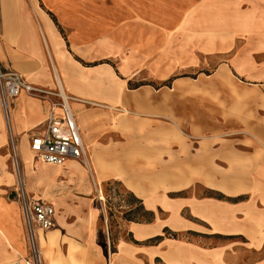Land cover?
Returning a JSON list of instances; mask_svg holds the SVG:
<instances>
[{
  "label": "rangeland",
  "instance_id": "rangeland-1",
  "mask_svg": "<svg viewBox=\"0 0 264 264\" xmlns=\"http://www.w3.org/2000/svg\"><path fill=\"white\" fill-rule=\"evenodd\" d=\"M20 5L29 14V24L20 20L28 39L23 45L32 56L40 53L38 64H48L53 72L49 48L38 38L41 16L59 39L60 51L81 70L98 71L102 77L86 95L64 88L66 96L75 99L72 104H78L72 108L86 147V158L72 161V168L67 163L33 164L28 147L20 150L19 138L10 135L9 190L21 181L26 191L49 200L57 211L55 228L37 229L41 238L55 236L45 249L40 246L41 264H109L115 258L117 264H161L146 247L156 244L153 234L161 232L159 227H172V219H178V206L170 200L210 196L205 186L228 193L251 188V176L242 173L238 179L230 157L221 152H214L212 159L221 166L229 163L228 170L222 174L213 165L218 178L206 177V144L224 150L226 143L238 144L243 132L223 130L218 122L238 119V104L244 99L236 93V78L226 71L230 114L220 94L209 95L206 102V75L243 44L264 43V0H21ZM48 90L61 93L59 88ZM206 103L213 112L224 110L208 118L216 125L212 128L205 127ZM86 162L91 164L89 172ZM72 172L82 173V184ZM124 178L146 188V194L132 189ZM9 192L2 193V202L7 209L15 206L24 244L11 245L0 228V240L6 242L0 248V264H22L18 257L28 252L26 230ZM154 204L152 212L145 209ZM179 215L191 217L187 208ZM84 220L97 236L100 262L69 231ZM128 221L153 222L156 229L137 240L126 228ZM164 233L170 239L179 236ZM123 244L129 245L128 258L113 255Z\"/></svg>",
  "mask_w": 264,
  "mask_h": 264
},
{
  "label": "crops",
  "instance_id": "crops-1",
  "mask_svg": "<svg viewBox=\"0 0 264 264\" xmlns=\"http://www.w3.org/2000/svg\"><path fill=\"white\" fill-rule=\"evenodd\" d=\"M14 3L17 6L16 11H14ZM20 4L21 0H0V35L3 37L0 38L1 66L6 70L22 74L26 77L27 82L45 89H58L55 79L56 72L65 89L72 90L76 95L77 91L86 95L90 88L98 87L102 79L98 71L85 72L79 68L77 62L70 60L62 53L59 49V39L50 32L49 25L41 16H39L41 24L38 26L41 36L38 38L41 37L49 48L53 72L48 64L36 62L41 58L40 53L34 54L35 57H33L23 45V42L28 39L27 34L22 35L21 33L20 20L29 24V14L22 10ZM18 15L19 17H16ZM46 27L49 28V34L46 32ZM36 38L33 35V40L36 41ZM226 71L236 78V93L244 99L238 104L240 109L238 119L224 118L218 122V125L226 131L233 130L243 133L237 138V145L226 143L225 150L214 149L210 144H206L208 148L206 150L205 174L206 177L218 178L217 175H213V165L220 167L223 174L225 170H228L230 163L231 172H236L238 179L243 176L242 173H244V178L251 176V188L228 193L211 186H205V189L210 192V196L204 198L182 196L170 200L173 206H178V219H172V227L166 224L159 227L161 232L153 234L158 237L156 244L146 247L149 256L152 259L157 258L161 264H264V43L243 44L229 58L218 64L212 73L206 75V84H208L206 102L209 95L214 97L215 94H220L219 96L226 104L230 114L232 96L224 83L228 80ZM124 81L127 83L129 79ZM72 103L71 101L70 108L75 115L72 105L75 108L78 104ZM213 111L214 108H209L206 103V128L216 126L212 121L209 123V119L211 120L214 115L224 113V110ZM47 112L48 103L45 100H35L31 96L21 94V96L9 100V126H7L0 104V228L8 237L11 245L14 244L16 248H22V244H24L22 227L20 221L17 222L15 206L5 208L2 202L4 199L1 197L8 191H10L8 195L12 196L14 188L11 186L12 188L9 190L12 178L11 173L7 171V147L10 135L19 138L20 150L21 146L28 147L29 138L42 131ZM76 121L78 124L77 117ZM79 129L83 141L80 126ZM214 152H221L230 157L229 163L223 166L219 165L218 161L212 159ZM197 155L198 152L195 153V157ZM72 161L74 160L65 162L67 167H73ZM238 183L240 182L238 181ZM128 184L132 189L137 187L136 190L141 195L147 192V189L139 183L136 187L129 182ZM29 193L31 194V192ZM34 197L52 204L47 199ZM155 206L156 204L146 206L145 209L152 212ZM183 208L188 209L190 218L179 215ZM6 209L7 214L4 213ZM56 217L55 209V222L52 228L56 226ZM88 225L87 221H80L72 225L69 231L79 244L88 246V251H92L96 260L100 262L101 252L97 249V236L91 231V225L90 227ZM126 228L137 240L144 239L152 233L153 229H156L153 222L137 223L132 221L126 223ZM165 231L179 233V236L172 239L167 238ZM36 236L39 240V247L40 239L45 240V246L55 242L53 235L41 238L37 229ZM0 243V248L3 249L6 242L0 240ZM119 247H121L122 253L117 251L113 255L128 258L129 245L123 244ZM117 262L116 258L114 261L109 259V264H117Z\"/></svg>",
  "mask_w": 264,
  "mask_h": 264
},
{
  "label": "built area",
  "instance_id": "built-area-1",
  "mask_svg": "<svg viewBox=\"0 0 264 264\" xmlns=\"http://www.w3.org/2000/svg\"><path fill=\"white\" fill-rule=\"evenodd\" d=\"M21 94L48 103L42 131L29 138L28 148L32 154L33 164L62 166L67 160L84 158L86 149L76 117L70 108V102L75 99L33 85L24 77L4 69L0 64V104L7 120L9 99ZM12 200L18 205L28 246L27 255L19 259L22 264H41L36 229L48 230L54 226L55 209L51 203L35 198L26 191L21 181L17 182L12 190Z\"/></svg>",
  "mask_w": 264,
  "mask_h": 264
},
{
  "label": "bare ground",
  "instance_id": "bare-ground-1",
  "mask_svg": "<svg viewBox=\"0 0 264 264\" xmlns=\"http://www.w3.org/2000/svg\"><path fill=\"white\" fill-rule=\"evenodd\" d=\"M48 30H49V28H48ZM65 73V72H64ZM66 74V73H65ZM74 77V76H73ZM55 79H56V82H57V85H58V88H59V90L61 91V94H63L64 96H66V92H65V87L61 84V82H60V78L58 77V74H57V72L55 73ZM86 158V157H85ZM84 162V161H83ZM72 166H74V165H72ZM90 167H91V164L89 163V162H86V168H87V171H88V169L90 170ZM29 170V169H28ZM89 172V171H88ZM52 174H58V173H51V174H48L49 175V178H51V175ZM71 175H76V177H75V180H76V182L78 183V184H82L83 183V177H82V173H79L78 175L75 173V172H72V173H70ZM118 175H120V176H122L120 173H118ZM99 176H100V174H99V171H98V178H99ZM37 177V176H36ZM123 177V176H122ZM39 178V177H38ZM55 178H57V176L55 177ZM42 179V178H41ZM93 179H95V182L96 183H98L99 182V179H96V177H94L93 176ZM40 181V180H39ZM1 232V231H0ZM47 242V241H46ZM52 242V241H51ZM49 243V242H48ZM37 245H38V249H39V252H40V247H39V240L37 239ZM45 245H46V243H45V240H43V239H40V246H41V248H45Z\"/></svg>",
  "mask_w": 264,
  "mask_h": 264
}]
</instances>
